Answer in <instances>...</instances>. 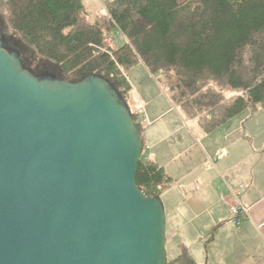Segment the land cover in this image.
<instances>
[{"label": "water", "instance_id": "1", "mask_svg": "<svg viewBox=\"0 0 264 264\" xmlns=\"http://www.w3.org/2000/svg\"><path fill=\"white\" fill-rule=\"evenodd\" d=\"M144 149L109 78L37 74L0 29V264H168Z\"/></svg>", "mask_w": 264, "mask_h": 264}, {"label": "trees", "instance_id": "2", "mask_svg": "<svg viewBox=\"0 0 264 264\" xmlns=\"http://www.w3.org/2000/svg\"><path fill=\"white\" fill-rule=\"evenodd\" d=\"M107 11L90 21L83 0H0V29L37 74H102L130 107L126 73L144 63L170 78L207 132L264 110V0H110ZM131 109L145 144L141 110ZM136 181L153 196L173 179L144 149ZM168 264L198 263L182 247Z\"/></svg>", "mask_w": 264, "mask_h": 264}, {"label": "crops", "instance_id": "3", "mask_svg": "<svg viewBox=\"0 0 264 264\" xmlns=\"http://www.w3.org/2000/svg\"><path fill=\"white\" fill-rule=\"evenodd\" d=\"M127 78L141 110V95ZM147 79L144 95L155 85ZM152 113L148 107L142 119L144 140L147 156L173 179L161 197L175 256L186 247L198 264H264V110L247 111L213 132L181 112L170 120L162 114L151 119ZM235 189L242 190L241 203L249 210L240 225L229 211L238 203Z\"/></svg>", "mask_w": 264, "mask_h": 264}, {"label": "rangeland", "instance_id": "4", "mask_svg": "<svg viewBox=\"0 0 264 264\" xmlns=\"http://www.w3.org/2000/svg\"><path fill=\"white\" fill-rule=\"evenodd\" d=\"M110 0H83L85 7L87 9V14L88 19L90 21H94L99 17H105L107 18V5ZM115 35L117 36V32L115 31ZM108 36L110 39H116L118 40L115 36L109 35ZM119 39L124 36H117ZM112 39V40H113ZM112 45L115 46L114 40L112 41ZM127 73L129 75L130 81L135 85L136 91L138 92V95L140 94V100L142 101L141 105V121L142 119H146V111L147 108H153L154 113L148 115V117H154V115H160L162 116H167L165 120H170L172 115L174 113H183L186 117H190L191 119H198L200 120V115L194 110V108L190 105V103L183 101V99L180 96H177L176 91L170 86V78H168L166 75L163 74H156L154 77L150 76L149 70L144 67L143 63H139V65L134 66L133 68H129L127 70ZM126 73V74H127ZM148 74V77H147ZM151 79L155 82L154 86H151L153 88L152 92L149 93V95H144L141 94V90L149 85L150 86V81L148 79ZM146 80L144 82L139 83L140 81L138 80ZM138 81V82H137ZM131 93V91H130ZM233 93L232 92H225V95L227 97H230ZM130 102H131V107L134 108V110H140L138 106H136L132 100V96H130ZM138 98V97H137ZM138 107V108H137ZM170 112L172 114H170ZM151 118V119H152ZM146 121V120H145ZM163 122V121H161ZM142 123V121H141ZM146 147V146H145ZM145 153L146 155L148 154L147 148H145ZM168 210V208H167ZM167 212V211H166ZM170 217L168 216V219ZM171 221L168 220V226H170ZM170 232V230H169ZM167 235L168 234V229H167ZM167 250H168V259H172L175 257V253H177V250L173 247V241L169 236V240L167 243Z\"/></svg>", "mask_w": 264, "mask_h": 264}, {"label": "built area", "instance_id": "5", "mask_svg": "<svg viewBox=\"0 0 264 264\" xmlns=\"http://www.w3.org/2000/svg\"><path fill=\"white\" fill-rule=\"evenodd\" d=\"M121 33V32H119ZM233 195L235 197V199L237 200V204H233L229 207V211L231 213L232 216V220L237 224L240 225L243 218L246 217L247 215H249V210L246 206H244L241 203L240 200V196L242 194V190L241 189H235L232 191Z\"/></svg>", "mask_w": 264, "mask_h": 264}]
</instances>
